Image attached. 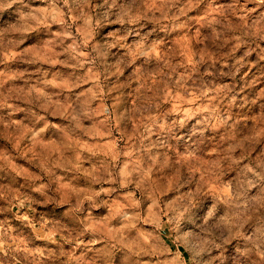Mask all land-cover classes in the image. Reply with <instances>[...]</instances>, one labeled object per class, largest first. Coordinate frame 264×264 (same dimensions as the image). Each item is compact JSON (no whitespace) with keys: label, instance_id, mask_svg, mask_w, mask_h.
I'll use <instances>...</instances> for the list:
<instances>
[{"label":"rangeland","instance_id":"rangeland-1","mask_svg":"<svg viewBox=\"0 0 264 264\" xmlns=\"http://www.w3.org/2000/svg\"><path fill=\"white\" fill-rule=\"evenodd\" d=\"M29 5L42 6L40 0H0V30L16 27L20 17L30 10ZM57 6L73 24V36L82 40L79 29L84 26L83 19L75 20V12L68 15L63 0H58ZM69 6H74L72 0ZM102 8H107L104 0H92V8L86 7L84 12L100 15ZM217 9L231 23L219 39L222 25L200 20H223ZM188 15L195 17L190 26L172 29L166 46L157 49L175 71L168 72L160 65L157 77L154 68L148 82L150 95L141 90L146 77L137 72L139 63L137 69L124 68V75L119 78H91V67L84 57L76 56L83 49L72 51V36L64 37L68 51L55 49L60 53L56 57L60 63L55 64L43 59L31 62L35 52L20 59L16 57L20 49L0 48V209H4L0 211V225L7 232L5 245L0 249V264H93V260L100 264L98 257H103L104 264H264V244L253 245L248 240L253 233L247 227L231 239L218 242L219 246L210 253L201 252L197 235L181 227L188 213L180 217L167 210L176 206L183 191L195 190V184L189 186L193 180H203L206 191L203 197L193 199L190 212L201 217L207 207L201 200L209 197L213 203L221 202L227 215L233 207L229 203L233 199V179H225L224 170L235 178L238 168L220 160L217 153L234 143V137L241 139L242 125L235 121H247L243 135L264 133V35L257 31L264 25V4L258 0H203ZM254 21H260L253 30L256 34L243 35L242 25H252ZM165 26L172 28L168 21H161L157 27ZM94 35L97 40L105 37L118 49L126 47V34L119 26L98 25ZM50 36H55V32ZM44 37L43 32L33 36L28 46L42 47ZM133 42L128 38V43ZM97 52L103 54L104 49L98 48ZM81 62L83 66L76 67ZM213 64L218 71L209 76L207 71L212 70ZM193 65L199 72L191 71ZM94 79L103 82L99 85L100 95L92 98L89 106L85 101L97 90ZM73 83L79 86L71 91L64 87ZM205 85H227L231 89L228 96L235 95L236 102L229 105L227 98L218 102L211 92L208 97L202 96ZM31 88L41 89L46 96L37 103L28 96ZM113 88L118 90L111 91ZM138 96L154 101L158 108L162 106L169 123L184 121L187 126L177 124L176 128L182 130L175 136L158 137L153 132L149 139H143L147 133L138 121L149 114L160 116L161 112H145L143 117L133 114L134 107H139ZM74 101L82 110L94 113L87 122H81L87 135L73 137L67 131L70 116L61 106ZM106 105L114 112L108 118L101 112ZM188 107L206 109L197 120L211 117L207 110L213 107L218 112L211 120L212 126L205 130L207 147L197 151L195 159L189 154L188 145L198 125L185 121ZM122 114H127L126 119H118ZM49 128L57 129L59 134L53 135ZM241 151L237 148L233 156L238 158ZM253 158L245 155L243 163ZM65 166L70 169L67 174ZM113 169L121 173L115 184L108 180ZM53 171L58 181L56 189L47 195L42 194L46 189L36 191L47 183ZM129 171L131 182L124 176ZM186 178L189 183L177 190V180ZM101 186L115 187L116 191L110 197L102 193L98 199L105 203H96L99 211L82 219H87L93 229L106 233L112 243L107 249L103 243L86 247L92 234L85 233L81 237L84 243L76 247L74 239L68 242L65 237H77L80 222L70 223L63 205L73 200L74 191L89 196ZM253 199L264 201V189ZM91 203L84 201L85 207ZM247 219L249 224L264 230L255 217Z\"/></svg>","mask_w":264,"mask_h":264},{"label":"clouds","instance_id":"clouds-1","mask_svg":"<svg viewBox=\"0 0 264 264\" xmlns=\"http://www.w3.org/2000/svg\"><path fill=\"white\" fill-rule=\"evenodd\" d=\"M23 3V0H20ZM74 6H69V0H63V4L68 8V15L76 13L74 16L75 20L83 19L84 26L79 29L80 36L83 37L79 40V37L73 36L72 27L73 24L65 19V13L60 10L57 6L58 0H40L42 6L32 8L30 5V10L23 14L17 26L8 30H0V48H11L20 49L21 51L16 54L17 58L24 59L25 55L36 53L33 56L31 62L36 60H45L46 63H60L56 59L60 53H57L55 49L61 47L64 51H68L64 47V37L72 36L74 46L72 51L75 52L76 48H82L83 50L76 53L77 57H84V62H86L91 69V78L103 77L107 80L110 76H116L119 78L124 75L123 69H137V64L141 65L137 69V72L146 79L141 82V90L145 95H150L151 89L148 87V82L152 79L151 72L155 68L157 77H160V65L168 68V72L175 71L174 68L168 66L167 57L162 53L158 52L163 46H166V41L169 40L172 29L176 28H188L191 22L195 19L194 16H189L188 13L193 9H196L203 0H104V4L107 8L101 9V14L97 15L95 11L91 13L84 12V8H92V0H72ZM259 3L264 4V0H258ZM220 12V16L223 20H217L212 17L211 21H208L206 17H201V22L204 23H215L222 25V32L217 34V39L223 33L231 27V23L227 21V17L224 16L223 11L217 9ZM157 13L159 16L157 17ZM234 14V13H233ZM114 17V19H111ZM244 17H241L243 20ZM161 21H168L172 26L168 29L166 26L164 28H158ZM260 24V21H254L252 25L244 24L242 25L244 31L243 35L256 34L253 30L256 29V25ZM98 25H116L119 26L125 35L126 47L118 49L114 44H110L106 41L105 37L101 36L99 40L95 39L94 30ZM43 26V27H42ZM194 27V24L191 25ZM58 28H62L63 31H58ZM260 34L264 35V25H261L257 30ZM43 32L45 34L43 46L42 47H29V41L32 40L33 36H38ZM55 32V36H50L51 33ZM128 38H131L133 43H128ZM77 41H79L77 43ZM202 42V41H201ZM40 43V42H37ZM103 48V54L98 53L97 49ZM40 52H46L47 57L39 55ZM199 63V62H197ZM83 62L77 63L76 67H82ZM212 70L207 71V75L214 76L218 71L215 69V65L211 66ZM189 69L186 67L185 71ZM191 71L199 72V68L195 65L192 66ZM168 73H165V76ZM223 74V73H221ZM183 79V77L181 78ZM94 84L97 86L95 93L89 89L92 93L89 100L85 101L86 104L90 106L92 98H96L100 95L99 85L103 82L100 79H94ZM45 83H48L47 81ZM79 86V83L66 84L69 91L73 88ZM2 87V84H0ZM155 87V86H153ZM118 89L113 88L111 91H117ZM231 89L227 86H221L220 88L203 86L201 88V94L204 97H208L209 93L213 94V97L218 102L225 101L227 98V103L232 105L236 102L235 95L229 97L228 93ZM28 96L32 97L34 101L39 103L41 97H45L41 89L31 88L28 92ZM162 98V96H161ZM79 101V97H77ZM137 104L139 107H134L133 114H139L143 117L145 112L160 111V116H155L149 114L146 118H142L138 121L147 133L143 136V139H149L153 132L157 134L158 137H170L177 135L182 127L185 125L184 121H173L169 123L165 119V114L163 112V107L159 108L152 100L145 101L143 97L138 96ZM64 111L68 112L70 116V122L67 131L73 136L78 137L80 135H87L86 130L83 128L82 121L87 122L92 115L91 111L82 110L77 102L67 103L61 106ZM111 108H115L112 105ZM206 109L204 108H194L188 107L185 111V121L188 124H197L195 132L189 138V154L195 159L196 152H202L205 147H207V136L205 135L206 127H211V120L218 115L215 107L211 108V117H205L204 119H195L198 115H202ZM101 112L106 118L114 115V112H110V106H104ZM127 114H122L118 119H126ZM170 115V114H168ZM39 119H43L40 117ZM145 119L147 123H145ZM224 123L228 124V118L224 119ZM234 123H239L242 125L241 139L237 140L233 138L234 143H230L228 148L224 151L217 153L220 160L227 163L229 166L236 165L238 168V175L233 178L231 172L225 169V179H233V199L229 201L233 205L231 209L228 210L226 215V209L223 204L219 201L213 203L212 199L209 197H204L201 200L202 204L207 205L205 211L201 217H196L190 212L193 199L203 197L206 191V184L203 180L192 181L189 185L195 184V190L193 191H183L180 197L176 201V206L174 208H168L167 210L172 212L174 216L185 217V213H188L187 217L183 220L181 227L189 233L197 235L200 242L201 252H211L213 248L218 247V242H224L231 239L233 235L241 229L251 231L253 235L248 237V240L256 246L264 244V230L262 228L254 227L248 223V217H255L258 224L264 226V201H256L253 197L256 193L264 189V133H254L252 135H243V130L247 128V121H235ZM180 124L181 128H176V125ZM230 126V125H229ZM31 131V129L29 130ZM43 131V130H42ZM53 135H58V130L55 128H49ZM194 137V139L192 138ZM31 139V137H30ZM182 139V137H181ZM161 144L163 141L161 140ZM241 149V153L238 158L233 156L236 149ZM245 155L249 157L254 156L253 159H249L247 163H243V158ZM7 159V157H4ZM243 163V167L240 168L239 165ZM127 167V166H126ZM65 174H67L70 169L67 166L64 167ZM121 173L113 169L112 172L108 173V180L110 183L115 184L116 180L120 177ZM125 179L131 182L132 172L124 173ZM56 174L51 172L48 176L47 183H42L40 187L35 190L47 195L48 192H52L56 189L57 185ZM98 182V181H97ZM189 183L186 178L184 181L177 180V190L183 188L184 184ZM126 186V185H122ZM116 191L115 187L104 188L101 186L98 191H94L89 196H85L82 193L73 192V200L66 201L63 207H65V218L70 223L80 222V233L77 237H65L68 242L75 240V246L79 247L84 243L81 237L85 233H91L92 238L88 241L86 247H91L93 245L103 243L105 249L111 245L112 241L109 236L97 229H93L87 219H82L83 217H90L93 212L99 211L96 207V203H105L103 200H99L101 194H106L111 196L112 193ZM91 201L90 207H85L84 201ZM211 209L209 211L208 209ZM4 209H0L3 211ZM26 219V218H25ZM197 229L199 231L197 232ZM7 232L2 229L0 225V249L5 245V236ZM55 243V241H53ZM11 248V245H8ZM97 251H100L99 249ZM100 264H104L103 257H98ZM93 264H96V260H93Z\"/></svg>","mask_w":264,"mask_h":264}]
</instances>
